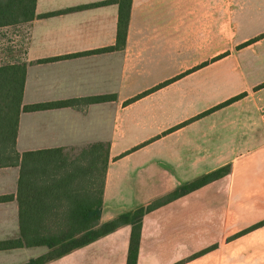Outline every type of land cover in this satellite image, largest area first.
<instances>
[{"label": "crops", "instance_id": "crops-1", "mask_svg": "<svg viewBox=\"0 0 264 264\" xmlns=\"http://www.w3.org/2000/svg\"><path fill=\"white\" fill-rule=\"evenodd\" d=\"M106 1L37 0L33 22L0 29L12 39L2 59L27 66L23 105L69 102L22 112L17 150L76 158L108 143L101 223L226 169L144 216L137 264H264V0H132L125 46L90 53L117 43L119 8ZM103 95L116 100L91 101ZM19 176L0 168V196H16ZM2 231L19 236L16 198L0 203ZM131 233L46 264H127ZM47 253L4 250L0 264Z\"/></svg>", "mask_w": 264, "mask_h": 264}, {"label": "trees", "instance_id": "trees-1", "mask_svg": "<svg viewBox=\"0 0 264 264\" xmlns=\"http://www.w3.org/2000/svg\"><path fill=\"white\" fill-rule=\"evenodd\" d=\"M103 4L118 5L117 43L113 47L90 53L118 50L126 43L132 0H109ZM36 5L37 0H0V29L33 22L37 17ZM54 14L56 13L44 16ZM254 40L258 39H253L251 42ZM55 59L43 60V62ZM26 74L27 66L24 63L0 64V168H20L16 196H0V203L9 202L15 198L18 202L19 236L0 241V251L34 247L48 248L47 254L31 259L25 264H46L55 261L124 225L132 226L127 264H137L144 216L227 174L226 169H220L180 186L162 199L101 223L105 179L110 163V145L108 143L91 145L76 158L67 156L63 149L28 151L21 154L16 147L21 113L58 108L69 104V102H56L23 105ZM260 87H264V84ZM245 95L236 96L195 119L228 106ZM115 100L116 95H103L91 99V101L103 103ZM261 224L263 223L259 225Z\"/></svg>", "mask_w": 264, "mask_h": 264}, {"label": "rangeland", "instance_id": "rangeland-1", "mask_svg": "<svg viewBox=\"0 0 264 264\" xmlns=\"http://www.w3.org/2000/svg\"><path fill=\"white\" fill-rule=\"evenodd\" d=\"M16 29V28H15ZM12 39L10 38H6L4 39L3 37H1L0 39V64H4V63H7L9 62V60L5 59L3 60L2 57H4L3 55L6 54L10 48V45L12 44ZM7 58V57H6ZM2 59V60H1ZM261 117L262 119L264 120L263 118V113L261 112ZM14 223H12V225H10V230L13 232L14 231ZM3 232V233H2ZM0 232V235L1 234H6L4 233V231ZM27 251H33V250H27Z\"/></svg>", "mask_w": 264, "mask_h": 264}, {"label": "built area", "instance_id": "built-area-1", "mask_svg": "<svg viewBox=\"0 0 264 264\" xmlns=\"http://www.w3.org/2000/svg\"><path fill=\"white\" fill-rule=\"evenodd\" d=\"M263 118H264V110H263Z\"/></svg>", "mask_w": 264, "mask_h": 264}]
</instances>
